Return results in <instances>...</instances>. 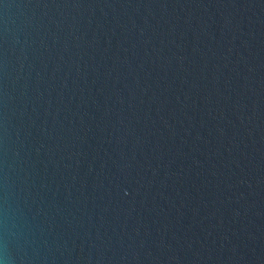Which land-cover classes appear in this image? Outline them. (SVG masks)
Here are the masks:
<instances>
[{"label": "water", "instance_id": "obj_1", "mask_svg": "<svg viewBox=\"0 0 264 264\" xmlns=\"http://www.w3.org/2000/svg\"><path fill=\"white\" fill-rule=\"evenodd\" d=\"M0 264H264V0H0Z\"/></svg>", "mask_w": 264, "mask_h": 264}]
</instances>
